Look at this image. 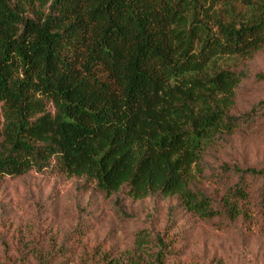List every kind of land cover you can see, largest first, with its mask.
Here are the masks:
<instances>
[{
  "label": "trees",
  "instance_id": "obj_1",
  "mask_svg": "<svg viewBox=\"0 0 264 264\" xmlns=\"http://www.w3.org/2000/svg\"><path fill=\"white\" fill-rule=\"evenodd\" d=\"M263 52L264 0H0V179L79 178L106 197L175 198L201 221L252 226L264 167H225L216 198L198 180L264 116V100L233 114L239 66ZM175 245L142 229L120 255L57 263L32 247L5 264H169Z\"/></svg>",
  "mask_w": 264,
  "mask_h": 264
},
{
  "label": "rangeland",
  "instance_id": "obj_2",
  "mask_svg": "<svg viewBox=\"0 0 264 264\" xmlns=\"http://www.w3.org/2000/svg\"><path fill=\"white\" fill-rule=\"evenodd\" d=\"M247 73L233 114L264 100V52L239 66ZM226 168L264 167V116L242 126L223 150L203 163L199 189L218 197L230 181ZM231 183V181H230ZM252 226L241 221L205 222L188 214L175 198L134 202L124 194L106 197L84 179L28 174L0 179V264L20 250L41 248L57 263L77 261L82 253L133 248L135 233L149 229L175 239L169 264H264V214Z\"/></svg>",
  "mask_w": 264,
  "mask_h": 264
}]
</instances>
